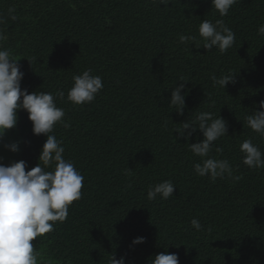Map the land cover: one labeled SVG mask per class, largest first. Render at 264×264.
<instances>
[{"label": "trees", "instance_id": "1", "mask_svg": "<svg viewBox=\"0 0 264 264\" xmlns=\"http://www.w3.org/2000/svg\"><path fill=\"white\" fill-rule=\"evenodd\" d=\"M11 6L15 21L7 17ZM0 12L24 72L22 88L67 93L72 76L85 69L103 82L89 104L56 100L68 127L58 124L54 132L84 186L66 221L32 241L36 250L55 264H108L110 253L146 264L162 251L177 253L179 264H264V169H249L238 152L243 139L256 135L243 117L264 99V37L257 35L264 0H239L225 17L210 0H0ZM203 19H223L235 32L234 46L221 54L179 44L177 34L198 36ZM228 70L237 71V83L214 86L210 75ZM179 75L189 79L183 116L167 103ZM199 111L227 121L228 136L216 142L222 152L212 154L238 166L241 180L195 174L199 158L188 143L202 134L186 141L171 129ZM17 115L0 139V163L22 159L28 171L46 137L32 133L26 111ZM165 119L168 130L161 128ZM13 141L18 152L3 147ZM254 142L264 151V140ZM165 179L175 185L173 196L148 200L149 186ZM193 218L202 231L192 228ZM137 236L145 242L130 249Z\"/></svg>", "mask_w": 264, "mask_h": 264}, {"label": "clouds", "instance_id": "2", "mask_svg": "<svg viewBox=\"0 0 264 264\" xmlns=\"http://www.w3.org/2000/svg\"><path fill=\"white\" fill-rule=\"evenodd\" d=\"M169 2L170 0H159V4L163 5ZM238 2L239 0H210L211 8L220 17L227 16L232 6ZM15 12V6L9 7L7 17L15 21ZM6 22L5 13L0 12V139L7 130L16 126L17 113L24 110L31 122L32 133L43 134L46 140L40 149L38 163L30 170L25 171L27 162L22 159L8 165L0 163V264H55L51 258H46L36 250L32 241L54 231L57 223L66 221L69 206L81 199V189L84 186V176L71 159L65 158V148L54 132L58 124L68 127L64 120L65 110L57 105L56 100H64L66 97L73 105L89 104L103 88V82L99 75L92 73V69H85L72 76V85L67 93L63 89L55 92L42 89L29 92L22 88L24 72L18 62L19 58H14V49L7 45L9 37L5 30ZM197 31L198 36L178 33V43L186 47L190 44L197 48L202 46L206 51L216 48L219 53L224 54L236 42L235 32L223 19H203ZM257 35L264 37V23L258 26ZM28 61L31 63L29 59ZM236 77L237 71L233 70L219 76L215 73L210 75L214 86L223 90L228 84H236ZM177 80L180 83L170 88L167 103L177 115L183 116L185 94L182 90L186 89L185 82L189 79L179 75L175 81ZM242 122L256 135L239 143L241 162L249 169H264V151L259 143L254 142L257 136L264 140V99L253 101ZM168 124L165 119L161 128L168 130ZM227 127V121L219 114L199 111L191 119L189 116L171 129V133L175 131L176 138H184L186 141L197 130L202 134V139L188 143V150L199 158L192 164L197 176L207 177L211 182H215L217 178L228 179L232 183L242 179L238 174V166H234L229 158L212 154L222 152L216 142L228 136ZM3 147L11 152L20 150L17 141L4 144ZM128 174L130 172L125 173ZM174 187L170 179L156 182L149 186L147 199L167 200L173 196ZM190 223L197 232L203 230L198 219L193 218ZM144 242L145 237H134L129 248L133 249ZM108 264H128L127 257L121 255L117 258L115 253H110ZM146 264H179V256L177 253L162 251L147 258Z\"/></svg>", "mask_w": 264, "mask_h": 264}]
</instances>
